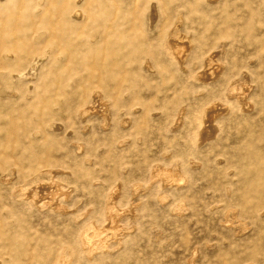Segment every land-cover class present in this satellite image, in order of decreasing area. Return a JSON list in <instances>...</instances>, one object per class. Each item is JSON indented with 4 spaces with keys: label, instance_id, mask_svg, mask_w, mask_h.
<instances>
[{
    "label": "rangeland",
    "instance_id": "obj_1",
    "mask_svg": "<svg viewBox=\"0 0 264 264\" xmlns=\"http://www.w3.org/2000/svg\"><path fill=\"white\" fill-rule=\"evenodd\" d=\"M148 1L82 0L64 19L42 3L10 48L41 63L0 84V264H264V0H158L151 20ZM28 20L0 14V30ZM169 31L194 47L183 74L159 52ZM211 54L225 71L204 85ZM235 82L246 110L224 98ZM30 186L58 204L32 205ZM93 226L104 243L88 252Z\"/></svg>",
    "mask_w": 264,
    "mask_h": 264
},
{
    "label": "bare ground",
    "instance_id": "obj_2",
    "mask_svg": "<svg viewBox=\"0 0 264 264\" xmlns=\"http://www.w3.org/2000/svg\"><path fill=\"white\" fill-rule=\"evenodd\" d=\"M81 1L82 0H0V14H5V15L16 14L17 16L22 13L25 15L26 19H28L29 17H32L34 19L32 21L28 20V22L26 24H23L21 28H19L18 22H16V24L14 22L13 23L9 22L8 25L11 26L12 24L14 26L13 29L10 28V30H8L6 28L7 31L0 30V39H1L0 54L4 58V60L6 59L3 69L0 70V84H2L1 81H4L6 79L16 78L20 74V71H21L20 67H23L24 65H28L29 70L25 74L29 75V77H33V75L36 74L37 71L39 70L41 59H38V58L31 59V57L29 58V56L28 58H25L21 55L14 56V59H12L11 58L12 54L8 52H10L11 50L10 48H13L15 45L24 43V41L26 40L25 37L27 36V33L30 32V29L32 26H34L37 23L39 25L42 24V21L39 22L40 18L38 16V13L43 8L41 4L47 3V2H55L56 3V4L54 3L55 10H56L55 16H57L58 18L64 19L68 14H71L70 16L72 18L80 16V9H81L80 7H81V4H83ZM91 2L92 0H88V3L91 4ZM147 4L148 5L146 6V11H147L149 19L151 20L156 17V14L158 12V0H149ZM71 6H74L76 10L74 11L71 10ZM46 25L47 23H43V26H46ZM8 32L13 33L14 38H10ZM49 34H50V38L55 40L56 38L54 35L55 33L53 31H49ZM62 40L67 41L66 38H62ZM5 51L7 52L8 55L6 54ZM193 51H194L193 44L188 38L182 37L179 39H175L174 37H172V31L168 32L166 40L159 50L160 55L165 61V63L169 65V67L172 68L175 72L180 73V74H183L186 72L188 60L194 55ZM30 53H33V51L31 50ZM220 63L216 62V56L214 54L213 55L211 54L205 57L203 70L199 73V76H198L199 80L204 85H207L208 78H211L214 76L219 77L224 73L225 69L222 67L223 64L221 66ZM144 64L145 66L147 65V67L149 66L148 62H144ZM245 87L246 86H244V84H239V82H235L231 84L228 90L224 93V98L229 101L230 100L235 101L237 106L242 110H246L250 108L251 104L249 103L248 94H247L249 92L248 90L245 89ZM37 91H40V89L38 88ZM100 101H101L100 97L95 96L94 99L92 100V103L93 104L94 103L97 104V102L101 103ZM218 104H216V106H220ZM101 106H102L101 110L99 111L98 109V111L101 117L103 118V120L106 121L109 117V110L106 107V105H101ZM90 109L91 108L86 109L84 111H80V114L82 115L88 112V110ZM218 113L227 114L229 113V109L220 108L219 111L217 110L208 111V109L204 110V112L201 114V121H200V127H201L202 133L207 131L206 128H208V130L216 129L214 126L215 125L214 123L219 115ZM161 170H162L161 168H154L152 171L153 178H157L160 176L162 177V174H163V177L168 176L169 172L168 173L164 172L160 174ZM34 187L35 186L33 187L30 186L29 189L25 188L23 190H20V192L22 193V196L26 198L32 205L36 206L37 208H41V207L46 206L47 204L54 205L55 203H57L58 195H56V197L54 198L52 197V199L47 198L48 199L47 200L46 197L44 198V195H40L41 193L38 190V188L37 187L34 188ZM110 196L109 198H107L106 204H105V214L104 215H105L106 221L115 220L117 218L116 212L114 210V206L112 205L113 196L112 197ZM44 200H47V203H45ZM55 206L57 208L59 207V205H55ZM133 211L134 210L131 207V209L128 211V217L132 218L134 216ZM103 238H104L103 232H101L99 229L93 226L91 228V234L82 233L80 235V244L82 248H84L88 252H92L95 249V245H97L96 243L103 242Z\"/></svg>",
    "mask_w": 264,
    "mask_h": 264
}]
</instances>
